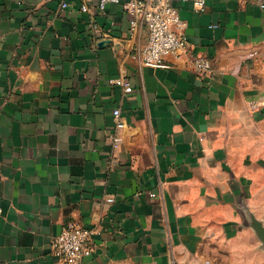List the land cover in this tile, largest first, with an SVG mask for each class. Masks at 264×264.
Here are the masks:
<instances>
[{
  "label": "crops",
  "instance_id": "0c3cea01",
  "mask_svg": "<svg viewBox=\"0 0 264 264\" xmlns=\"http://www.w3.org/2000/svg\"><path fill=\"white\" fill-rule=\"evenodd\" d=\"M62 1L0 0V264H61L69 221L86 264H264V0L171 1L207 79L143 64L120 4Z\"/></svg>",
  "mask_w": 264,
  "mask_h": 264
},
{
  "label": "built area",
  "instance_id": "2783aa9c",
  "mask_svg": "<svg viewBox=\"0 0 264 264\" xmlns=\"http://www.w3.org/2000/svg\"><path fill=\"white\" fill-rule=\"evenodd\" d=\"M100 11H105L109 3L120 4L130 17V29L134 31L139 25L147 29L148 39L141 52L143 64L151 67L172 68L166 61L168 55L183 58V67L195 76L207 79L212 76V64L205 56L190 51L188 39L184 32V23L178 9L171 4L172 0H94ZM189 1L196 11L206 8L207 0H178ZM62 7L67 5L62 1ZM87 10V5L82 6ZM96 31L99 29L94 26ZM111 83L121 86L126 93L133 90L131 81L123 75L111 78ZM115 130L114 146L120 141L118 130L124 126L120 118V109L114 108ZM112 201V198L108 199ZM94 229L76 222H66L59 234L53 239L51 247L61 264H86L92 255V236Z\"/></svg>",
  "mask_w": 264,
  "mask_h": 264
},
{
  "label": "water",
  "instance_id": "95a60500",
  "mask_svg": "<svg viewBox=\"0 0 264 264\" xmlns=\"http://www.w3.org/2000/svg\"><path fill=\"white\" fill-rule=\"evenodd\" d=\"M257 224H258V226H260L259 223H257ZM260 227H261V226H260ZM262 234L264 235V231L262 232Z\"/></svg>",
  "mask_w": 264,
  "mask_h": 264
}]
</instances>
